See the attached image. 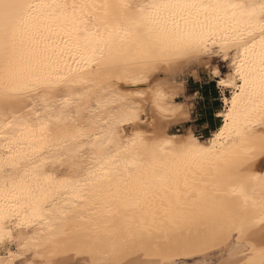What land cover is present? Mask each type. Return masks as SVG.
I'll return each instance as SVG.
<instances>
[{
  "label": "snow or ice",
  "instance_id": "6c2138e0",
  "mask_svg": "<svg viewBox=\"0 0 264 264\" xmlns=\"http://www.w3.org/2000/svg\"><path fill=\"white\" fill-rule=\"evenodd\" d=\"M194 67L205 143L162 134ZM0 143V264H264V0H0Z\"/></svg>",
  "mask_w": 264,
  "mask_h": 264
},
{
  "label": "crops",
  "instance_id": "0c3cea01",
  "mask_svg": "<svg viewBox=\"0 0 264 264\" xmlns=\"http://www.w3.org/2000/svg\"><path fill=\"white\" fill-rule=\"evenodd\" d=\"M199 77V78H196ZM188 75L181 81L180 92L176 100L187 109L188 120H177L172 127L181 132L202 130L207 136L211 135L221 124L220 89L212 84V78Z\"/></svg>",
  "mask_w": 264,
  "mask_h": 264
},
{
  "label": "bare ground",
  "instance_id": "6f19581e",
  "mask_svg": "<svg viewBox=\"0 0 264 264\" xmlns=\"http://www.w3.org/2000/svg\"><path fill=\"white\" fill-rule=\"evenodd\" d=\"M213 56H210L208 59H211ZM164 83L166 85H168V83H166V82H164ZM169 88H173V86H169ZM165 96L168 98L169 96H171V93L169 91H165ZM230 96L227 97V98H230ZM165 103H167L168 105H182L181 103H177V102L168 103L167 100L165 101ZM223 112H225V109L223 111H221V113H223ZM141 119L143 120V117ZM223 123H224V121L222 119V122H221L220 126L216 130H214V132H213V134L211 136H209L208 138H206L204 140L199 138L198 136H196L192 132V130L180 132V133H177V134H171V133H169L167 131V127L166 126L162 130V134H163V136H167V137H170V138H176V139H181V138L185 137L187 134H191L193 137H195L196 139L200 140L202 143H205V142H208V141H210L212 139V137L215 135V133L223 126ZM151 128H152L151 124L144 125L143 123H141L140 125L135 126V127H125L123 129V131L126 133V136L123 137V139L126 140L128 137H130L135 132L148 133ZM156 132L160 133L161 129L157 128ZM158 138H161V137L158 136ZM167 150H168L167 147H165V151H167ZM2 151H3V144L0 143V152H2ZM248 170H249V172H251L253 174H264V158H262L259 153L255 154L250 159ZM56 171L59 172V171H61V169L56 168ZM258 211L259 210L257 209V212ZM60 260H61V264H86V257H84L81 253H79L77 251H74V250H68V251L62 253L60 255Z\"/></svg>",
  "mask_w": 264,
  "mask_h": 264
},
{
  "label": "rangeland",
  "instance_id": "374dc122",
  "mask_svg": "<svg viewBox=\"0 0 264 264\" xmlns=\"http://www.w3.org/2000/svg\"><path fill=\"white\" fill-rule=\"evenodd\" d=\"M229 55L231 56L232 53H229ZM209 62L211 63V66L214 67V68H219L220 71H221V74L222 76H224L225 78L230 74L231 72V61L230 60H224L222 57H218V56H213L211 59H208ZM193 71L196 73V76H200V71L201 69L200 68H193ZM176 75V73L174 72V76ZM179 75V78L178 79H174L172 81L170 80H167L166 78L162 77V80H164V82L168 83L169 86H173V88L177 91V93L179 94L180 92V88H181V81H183L184 79H186L188 77V73H185V72H181L178 74ZM200 77H203V76H200ZM207 78H211L210 76H207ZM178 86V87H177ZM177 94V95H178ZM177 95L173 96H169L167 98V102L168 103H173V102H176V100H180L182 99L181 97H177ZM231 95V89H220V97H221V100H219V102H221V106H220V113L221 111H223L225 109V104L223 103V99L225 97H229ZM221 118V117H220ZM222 119V118H221ZM222 122V120H221ZM220 122V123H221ZM175 123V122H174ZM174 123H171L169 125H167V131L171 134H177V133H180L182 130L178 131L175 127H172V124ZM196 136H198L199 138L201 139H206L208 138L209 136L206 135L205 132H203L202 130H194L192 131Z\"/></svg>",
  "mask_w": 264,
  "mask_h": 264
},
{
  "label": "trees",
  "instance_id": "16d2710c",
  "mask_svg": "<svg viewBox=\"0 0 264 264\" xmlns=\"http://www.w3.org/2000/svg\"><path fill=\"white\" fill-rule=\"evenodd\" d=\"M220 126V125H219Z\"/></svg>",
  "mask_w": 264,
  "mask_h": 264
}]
</instances>
